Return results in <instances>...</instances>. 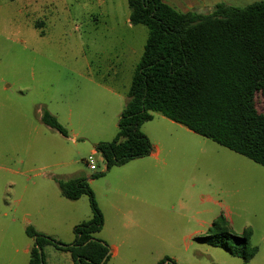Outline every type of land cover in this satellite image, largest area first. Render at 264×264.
<instances>
[{
  "label": "rangeland",
  "instance_id": "1",
  "mask_svg": "<svg viewBox=\"0 0 264 264\" xmlns=\"http://www.w3.org/2000/svg\"><path fill=\"white\" fill-rule=\"evenodd\" d=\"M165 1L208 14L218 3L261 0ZM105 3L109 15L99 0H0V264H30L28 226L73 243L74 226L92 217L87 194L78 200L61 194L58 180L73 177L88 179L104 215L97 236L110 248L106 264H169L166 257L179 264H264V166L182 124L154 114L142 131L154 144L162 138L160 155L153 145V155L93 178L106 162L97 152L98 169L91 170L85 159L97 143L116 137L148 37L145 25L129 23L127 0ZM102 78L121 96L100 88ZM256 101L264 113L261 93ZM46 110L67 136L43 123ZM138 161L149 163L147 178L125 190L122 172ZM131 191L151 204L140 226L113 207L140 206ZM222 213L236 234L252 230L258 252L249 262L190 236L206 235ZM43 251L48 263L71 264L54 245Z\"/></svg>",
  "mask_w": 264,
  "mask_h": 264
},
{
  "label": "trees",
  "instance_id": "2",
  "mask_svg": "<svg viewBox=\"0 0 264 264\" xmlns=\"http://www.w3.org/2000/svg\"><path fill=\"white\" fill-rule=\"evenodd\" d=\"M130 22L145 25L148 37L128 92V101L118 120L112 141H101L96 151L106 161L103 176L113 166L147 157L153 145L142 126L161 114L193 132L264 166V113L256 97L264 98V0L245 7L216 4L211 13L179 11L165 0H127ZM42 121L68 135L67 129L45 111ZM61 194L78 200L87 194L92 217L73 228L72 244L26 228L34 240L30 264H41L37 245H54L71 253L75 264H103L108 261L109 245L96 236L104 226V215L88 179L58 180ZM252 230L236 234L222 213L206 235L210 245L221 246L230 254L249 262L258 252L251 243ZM163 261L179 264L166 257Z\"/></svg>",
  "mask_w": 264,
  "mask_h": 264
},
{
  "label": "crops",
  "instance_id": "3",
  "mask_svg": "<svg viewBox=\"0 0 264 264\" xmlns=\"http://www.w3.org/2000/svg\"><path fill=\"white\" fill-rule=\"evenodd\" d=\"M27 1H31V0H27ZM99 1H100V5L103 6V8H104L105 14L106 15H109V9L106 8L105 0H99ZM128 20H129V23L131 24L130 18ZM96 82L100 86V88H102L104 90H107L109 92H113V94H119V96H121V94L118 93V91L113 86H111L110 84H108L106 82V80H104L103 78L96 80ZM159 116L161 118H166L165 116H163L161 114ZM153 119H155V117ZM171 122H174V121L171 120ZM162 125H163V123H162ZM162 125H161V123H159V125H158L159 128L158 129H162V131L166 130V128H164ZM185 128L188 130V132H193L192 130L188 129L187 127H185ZM147 135L149 136V134H147ZM158 137L159 136H156V138H155V139H157L156 144L152 143V141H151V143H152V145H154L157 148L156 154L159 156L160 153L163 150V147H162L163 142H162V138L159 139ZM149 139H150V136H149ZM91 153H97L96 148H94ZM153 154H154V152H152L150 155H153ZM140 159H142V158H140ZM130 162H128L126 164H129ZM138 162L139 163H136V164L132 165L130 168H127V169L125 168L123 170L122 177H121V184H122L123 189H125V190L126 189H133L134 183L136 181H138V179L144 180V179L147 178L146 174L149 172L148 170H150L149 169V165H148L149 163L148 162H145V161H138ZM126 164H124V165H126ZM124 195H128V193L125 191L124 192ZM130 197L132 199H134L135 201H140L141 202V205L140 206H137L136 203L135 204L134 203H130L129 208L128 207L126 208V205H125L124 211L122 210V208H120L116 204H113V207L115 209H117L119 212L121 211V213H123V216H124L125 220H128L133 225L140 226L141 225V222L143 220H145V218H146V213H147L148 209L149 210L151 209V207H150L151 204H148V201L145 198H142L140 195L139 196L134 195L132 191L130 192ZM223 214L228 219L229 215L226 214V213H223ZM76 225H78V224H76ZM211 225L212 224H209V226H211ZM204 233H205L204 230H194V231L191 232L190 236H196L197 235L199 237V235H203ZM97 234H96V236H97ZM100 239H102V238H100ZM102 240H104V239H102ZM197 240L203 242L200 239H197ZM59 250H62V249H59ZM62 251L69 253L70 256H71V253L70 252L65 251V250H62ZM45 259H46V254H45ZM166 262L169 263L168 261H166ZM46 264H54V263H48V261L46 259ZM71 264H75V262L73 261L72 256H71Z\"/></svg>",
  "mask_w": 264,
  "mask_h": 264
},
{
  "label": "built area",
  "instance_id": "4",
  "mask_svg": "<svg viewBox=\"0 0 264 264\" xmlns=\"http://www.w3.org/2000/svg\"><path fill=\"white\" fill-rule=\"evenodd\" d=\"M95 154L96 153H91L86 159H85V163L88 165V167L91 169V170H97L98 169V165L96 163V160H95ZM103 161L104 158H103ZM106 162V161H105Z\"/></svg>",
  "mask_w": 264,
  "mask_h": 264
},
{
  "label": "water",
  "instance_id": "5",
  "mask_svg": "<svg viewBox=\"0 0 264 264\" xmlns=\"http://www.w3.org/2000/svg\"><path fill=\"white\" fill-rule=\"evenodd\" d=\"M34 240H37V237L34 238ZM38 249H39V253H40V257H41V264H44V260H43V253H42V249L39 245H37ZM106 261V258H104L103 262L101 264H103Z\"/></svg>",
  "mask_w": 264,
  "mask_h": 264
}]
</instances>
